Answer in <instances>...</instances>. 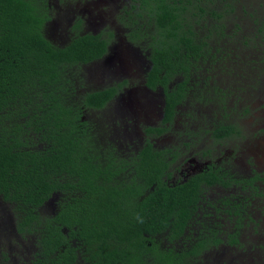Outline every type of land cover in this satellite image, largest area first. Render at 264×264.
Segmentation results:
<instances>
[{
  "label": "trees",
  "instance_id": "trees-1",
  "mask_svg": "<svg viewBox=\"0 0 264 264\" xmlns=\"http://www.w3.org/2000/svg\"><path fill=\"white\" fill-rule=\"evenodd\" d=\"M138 1L150 26H138L129 37L142 38L147 45L152 67L146 86L163 91L164 124L172 125L176 108L192 101L189 91L198 96V113L203 115L207 108L223 114L212 111L213 117L227 119L229 99L242 100L237 63L243 51L251 56L257 49L254 40L264 48V18L253 39L247 34L239 41L242 46L214 59L227 49L221 41L237 44L239 38L226 26V16L250 14L235 4L238 0ZM35 2L39 1L0 0V219L6 214L0 235L5 231L8 242L7 248L0 244V264L222 261L221 256L206 253L222 243L216 227L197 221L200 236L192 240L194 236L184 234L195 225L197 204L205 197L202 185L219 182L216 175L174 185L168 181L174 154L148 145L129 156L130 131L104 113L117 88L89 87L87 68L107 54L108 39L80 33L75 26L73 36L56 43L50 36L61 31L42 26L46 11ZM257 6L264 13V4L251 6L253 11ZM227 57L231 66L216 70L213 65L226 63ZM261 78L264 81V75ZM203 121L206 125L212 120L206 116ZM220 121L212 134L215 140L236 129ZM254 191L258 194V189ZM50 205L52 211L47 212ZM235 216L242 218L237 211ZM228 240L239 242L233 234Z\"/></svg>",
  "mask_w": 264,
  "mask_h": 264
},
{
  "label": "flooded vegetation",
  "instance_id": "flooded-vegetation-1",
  "mask_svg": "<svg viewBox=\"0 0 264 264\" xmlns=\"http://www.w3.org/2000/svg\"><path fill=\"white\" fill-rule=\"evenodd\" d=\"M35 5L41 6L46 11L47 20L43 22L42 26H52L54 32H60V35L52 34L51 38H55V42L58 44L65 43V40L69 39V36L74 35V27L77 26L76 30L80 33H91L93 35H101L102 38L108 39L109 45L107 54L103 59L98 62H107L112 58L113 47L112 43L117 37V31L120 28L126 30L124 38L120 40L121 46L125 45L123 52H125L137 65L133 70V74L139 75L142 79L143 90L145 93L152 98L145 104L152 109H144L151 114L152 111L159 106L161 110L160 120L158 123L152 125H144L143 127L137 124L140 123V118L137 113L131 114V118L135 117L139 121L133 127L137 130L138 134H129V145L126 147V152L129 156H132L134 150L138 151L144 147L151 145L158 151L167 152V154H174L175 161L171 165L169 174L171 178H168L169 183L182 184L189 181L196 176L204 174H214L219 182L212 184L204 183L202 186L205 188L203 199L198 202L197 209L194 213V223L192 231H185V235L194 236L192 240L200 236V225L198 222H206V227L215 228L219 231L222 237V243L216 248L207 250V254L219 255L222 261L215 264H226L227 256L229 253L237 252L243 259L247 255H253L255 258L260 259L264 253V244L262 242L248 243L243 238V235L249 234L254 239L263 238L261 230H257L259 222L256 218V211H251L252 206L261 201L264 204V172L258 167V163L250 158L251 155L246 154L245 146L242 143H236L238 139L244 135L243 121L245 114L244 110L237 114V119H219L215 121L213 113L207 108L204 110L203 115L207 119L211 118L212 121H208L204 125L203 115L201 112L198 113L200 106L197 102V95L187 93V97H193L192 101L188 104V108L185 113V121L187 126L180 133H177L176 124L178 123L179 115L178 110L185 105L178 106L176 108V116L173 124H164L166 112L164 110L165 100L163 91H153L146 86V76L151 70L152 64L148 59L149 51L146 49L145 42L142 40H132L129 35L135 31L138 26H143L141 29L146 28L149 25V17L141 10V5L138 0H38ZM145 26V27H144ZM114 28V30H112ZM149 35V30L146 31ZM143 36V34H141ZM59 38V39H58ZM147 38V37H146ZM147 43V39H145ZM117 48L118 53L116 57H120V51ZM134 49L142 55L134 56ZM228 49H222V55L215 56L214 59H220L221 56H226ZM250 57V56H249ZM264 57L262 55H252L250 61L257 68V74L254 76L255 81L261 79V71L264 68ZM226 63L231 61L226 58ZM245 59L241 58L238 61L240 65L243 64ZM224 63V61H222ZM220 65L218 61L213 66ZM212 66V65H211ZM242 79L245 77L243 72H240ZM115 74L123 76L124 72L121 68L115 66ZM134 76V75H132ZM214 76V74H213ZM131 80L122 79L121 82L114 83V87L117 88V94L112 102H120L119 104L126 105L122 98L123 93L127 90ZM259 83V82H257ZM154 97H158L155 99ZM148 98L145 96L143 99ZM123 99V100H122ZM195 107L197 109H195ZM264 108V107H262ZM123 109V107H122ZM196 110V112H194ZM229 110V109H228ZM227 110V112H228ZM248 112V111H246ZM117 114L120 111L116 110ZM182 112H180L181 114ZM127 116V114H126ZM122 120L126 118L122 115ZM220 120L227 121L226 125H234L236 129L231 132L230 135L223 137L222 139H213L212 134L215 125L220 124ZM230 122V123H229ZM192 123V125H191ZM176 128L173 129L172 128ZM148 128L156 130H162L161 133L148 135L145 131ZM189 128V130H187ZM128 130V129H126ZM169 133V134H167ZM168 135V136H165ZM127 141V140H126ZM131 147V149H129ZM251 151V150H250ZM137 154V153H136ZM169 159H171L169 157ZM166 179V177H165ZM234 179L241 181L240 184L232 182ZM231 182V184L229 183ZM254 189H258V194L255 193ZM249 202V203H248ZM236 211L241 215V219L235 216ZM262 211V210H261ZM259 213V210H258ZM263 211L259 213L262 215ZM247 214V215H246ZM264 215V214H263ZM233 216L239 221L236 222L233 219L229 220V217ZM246 216V217H245ZM12 220V218L10 217ZM254 225L251 231L241 229L242 226H246L248 223ZM237 235L238 243L230 244L228 240L229 235ZM180 243H184L181 242ZM246 255V256H245ZM1 261V258H0ZM4 264V263H3Z\"/></svg>",
  "mask_w": 264,
  "mask_h": 264
},
{
  "label": "rangeland",
  "instance_id": "rangeland-1",
  "mask_svg": "<svg viewBox=\"0 0 264 264\" xmlns=\"http://www.w3.org/2000/svg\"><path fill=\"white\" fill-rule=\"evenodd\" d=\"M256 3H263L264 0H238L235 2V4H239L240 8L246 7V9L249 11L250 14H243L242 12H238L239 15H227L225 22L226 26H230V29H235L236 33L238 34L239 38L235 41L237 44H233L230 41H221L220 45L223 42V45L228 49V51H233L235 48L242 46V44L239 42L242 37L246 36L248 38L255 37L258 32L256 29L260 27V21L264 18V13L262 12V8L260 6H257L255 11H253L254 7L251 8V6H256ZM250 5V6H249ZM249 6V8L247 7ZM238 17V18H236ZM208 22L210 24L215 23L214 19L208 18ZM236 26H242L240 30L236 29ZM257 26V27H256ZM114 30V28L112 29ZM205 29H203L201 32L204 34ZM126 34V30L124 28H120L117 31V37L112 43L113 47V53H112V58L108 60L107 62H98L93 65H90L87 68V73H89V87H92L93 89H103L107 88L110 86H113L114 83L121 82L122 79L126 80H131L130 85L127 87V90L123 93L122 98L124 99V102L126 105L119 104L120 102L114 101L111 105H109L104 113H108L109 117L119 121L122 126L125 129H128L131 134H138L139 132L135 130L133 127L137 124L139 121L138 119L136 120L135 117L131 118V114L137 113V115L140 118V123L137 124L140 126L146 125H152L155 123H158L160 120V115H161V110L159 106H157L151 114H148V111L144 109H148L149 106H146V102L149 100H152L150 96H148L145 91L143 90V84H142V79L139 78L141 76L133 74V70L137 63H135L131 58L127 57L128 55L123 52V48L125 45L121 46L120 40L124 38V35ZM207 34V32L205 33ZM55 40V38H53ZM59 39V38H58ZM253 39V38H252ZM250 39V40H252ZM257 47L256 50H254L252 55H264V48L261 47V43L258 41L254 40V43ZM252 44V45H253ZM215 45L217 43L215 42ZM119 46H121L122 50L119 49ZM117 48L120 51V57H116V54L118 53ZM240 52V50L238 51ZM134 56H139L142 55L138 52L137 49H134ZM243 55L241 58L245 59L242 65L238 64V68L241 70V72L244 73L245 77H248V80H245V77L241 79V83L239 84V90L238 94L239 97L242 98V100H237L232 101L229 99V110L227 112V116L230 117L231 119H237L238 116L237 114L245 109L248 110V112L245 114L244 121H243V126H244V135L241 137V140L238 139L236 143H242L245 148L246 154L249 153L250 158L253 159V161H256L258 164V167L262 169L261 171L264 172V84H262L264 81L261 79H257L256 82H252L251 78H254V76L257 74V68L251 63L250 59L251 56L245 51L242 53ZM240 57V56H239ZM115 66L121 68V70L124 72L123 76L115 74ZM230 67V63H224L222 65H217L215 68L216 70L222 67ZM94 68V69H93ZM212 74H217L216 71H213ZM134 75V76H132ZM260 76L263 77V73L261 71ZM255 79V78H254ZM251 80V81H250ZM259 82V83H257ZM219 83V81H218ZM214 82L212 83V85ZM233 84V83H231ZM226 85V84H225ZM232 86V85H231ZM221 87V86H220ZM226 88L228 86L226 85ZM235 93V91H234ZM204 95V93L202 94ZM145 96L148 98L143 99ZM157 99L158 97H154ZM122 99V100H123ZM187 105V106H186ZM185 106L181 107L182 113L179 114L178 118V123L176 124L177 133H180L183 129L186 128L187 122L185 121V113L187 109H184V107L188 108V104ZM153 107V106H152ZM149 108L148 110L152 109ZM117 111H120V114L116 113ZM214 113H218L219 115H223L221 112L218 111H213ZM127 114V116H126ZM122 115L126 118V120H122ZM217 115H214V119H216ZM218 119H223L217 116ZM192 125V123H191ZM176 129V128H172ZM189 130V128L187 129ZM118 131V127H117ZM169 134V133H167ZM168 136V135H165ZM251 150V151H250ZM251 209V211L254 213V210L256 211V218L257 221L260 223L258 227H256L257 230H261L262 235L264 234V204L261 201L260 203L258 202L257 204L255 203ZM263 211L262 215L258 213ZM262 210V211H261ZM52 207L51 205L48 207L47 212H51ZM6 219V214H3L0 219V229H4V221ZM254 228V225L251 224L250 222L246 226H242L241 229L248 231H251ZM5 231H2L0 235V244L5 246V248L8 247V242L7 239L4 237ZM3 235V236H2ZM243 238L245 239L246 242L252 243L253 242H262L264 244V235L263 238H258L254 239L249 236V234H244ZM11 250V249H10ZM12 252V258L14 260V250H11ZM237 252L229 253L227 261H229L230 264H236L237 261H240L241 264H252V263H258V264H264V253L261 255V258H255L253 255H245V259H240L239 255H237ZM253 258V259H252Z\"/></svg>",
  "mask_w": 264,
  "mask_h": 264
}]
</instances>
